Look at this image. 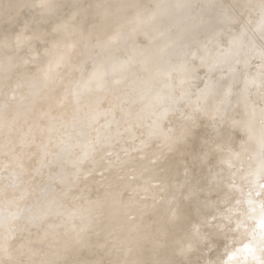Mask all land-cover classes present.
Returning a JSON list of instances; mask_svg holds the SVG:
<instances>
[{
	"label": "bare ground",
	"instance_id": "6f19581e",
	"mask_svg": "<svg viewBox=\"0 0 264 264\" xmlns=\"http://www.w3.org/2000/svg\"><path fill=\"white\" fill-rule=\"evenodd\" d=\"M0 1H4V5L0 2V8L7 5L5 3L8 0L7 2H5L6 0ZM21 1L24 4L12 0L14 6L15 2L17 3L18 8L20 4V6L23 4L24 7L21 8V12H26L27 14L26 8L29 9L27 5L28 3L30 4V1ZM101 1L103 4H108L107 10L104 11V7L100 8ZM138 1L140 0H121L120 2L118 0H86L87 6L81 12L80 22H75V24L77 23L75 26L74 24H70V26H74L72 33L71 28L70 32L68 31L71 33L70 42L66 41L64 37L65 41L62 40L64 43H71L72 49L69 56L72 63L66 66L64 73L52 74L49 71H41L42 73H40L38 72L39 70L29 73L27 72L28 69L23 68L26 65L29 66V63L23 64V67L16 68L11 75L9 72L13 71L15 66L9 68V71L5 69L9 74H4L3 76L7 77L8 75V77H4L5 79L0 81V91L2 93L0 95L1 214L10 223H13L16 218L21 219L25 224L32 227H40L43 222H46L45 225L48 226L54 223L51 228L61 225L64 232H60L59 235L53 234L56 236L54 239H71V244L82 246L89 236V227L93 223L76 222L70 217L58 215L62 210L68 208L66 206L69 204L70 196L81 197L83 205L92 204V199L87 198V187L90 182L82 174L85 171L89 172V170L100 168L101 171L104 170L106 173V178L102 181L103 185H101L102 189L100 192V198H106V204L112 205L114 202L111 199L119 197L120 194L118 193L120 191L132 188V197L126 199V203L123 206L124 209L128 212L133 208L142 207L141 209H137L136 222L125 224L124 231L129 235L128 239L131 247H138L139 251H136L134 247L135 254L132 251L133 249L127 251L130 253L129 264H160L157 259L159 255L156 256L154 254L164 253L162 250L168 244L173 245L172 247L174 248L172 249L179 248V252L182 251L183 256L193 248H197L198 244L203 240L200 234L206 231L209 228L208 225H210V221H208L206 216L207 213L215 214L216 218L213 222L217 229L231 223L234 226L232 227L233 232L243 234L247 231L248 238L243 243L237 242L231 252L233 254L237 253V256L232 260L240 259L241 261H246L254 249L250 242L253 240V232L248 230V223H245V221H250L251 223V220L255 218L256 210L264 206V200L259 199L264 189V181L260 179L261 170L264 169V159H261L262 154H264V125L259 120L260 118L264 119V41L257 43L258 39L255 37L258 32L264 34V25L258 23L252 30L243 25L237 29H230V35L226 37L227 43L224 47L227 59L220 62H217L215 59L210 60L209 54L205 51L203 55L195 57L196 63L192 64L186 62L182 56L177 57L172 49L170 36L173 35V30L191 15L190 6L202 2V0H148L146 4L150 5L149 3H151V7L149 6L151 10L148 11L147 16H141L138 13L139 9L143 8L144 4H141L142 1L144 3L145 0H141V5ZM12 2L10 0L8 4H12ZM123 3L130 4L134 8L136 7L134 11H132L133 9L131 10L132 13L127 16L125 22H122V16L125 11L123 8L128 7V5H124ZM147 5H144V7L148 8ZM5 7L9 8L11 5ZM5 7L4 9L7 10ZM131 7L129 6V9ZM14 8H9L11 12L8 11L11 14L16 11L20 12V9L18 11V8ZM2 11L1 13H3ZM128 11H125V13ZM144 11L143 13L146 14L147 11ZM9 12L8 14H10ZM101 12L106 17H104L105 19L101 18L104 21L96 22L95 20L94 22L92 14L100 15ZM20 13H17V16ZM8 14L1 17L2 21H0L6 23L10 18V22H8L12 26L13 23H16L14 20L12 21L16 16L9 17ZM26 14L25 16L28 15ZM1 15L3 16V14ZM6 17L9 18L7 19ZM23 17V23L27 24L28 19L25 17V20L27 19L25 23ZM30 18L29 20H31ZM226 19L232 22V18L227 15V11ZM32 21L33 18L30 21L31 27L30 25L27 26L29 22L25 26L22 23L24 28L27 26L28 29L31 28L33 31L35 21ZM7 23L0 25L1 27L7 26ZM66 27L67 29L69 28L68 26ZM125 27L132 28L133 32L144 31L149 38L148 43H144L145 45H143L141 42L140 45V43L134 42L135 44H133L130 38L122 35L118 43L111 44L115 40L109 41V36H114L116 31L128 32L127 29L129 28L125 29ZM26 30L24 31L26 32ZM59 30H62V28L60 27ZM19 32H22V30ZM137 32H135V35L139 34ZM35 33L33 32L35 36L34 41L38 39L36 37L40 36H38L39 32L36 33L37 35ZM24 34L27 36L26 33ZM57 34H60V39H62V33ZM30 35L28 36L33 38V35ZM58 35L54 39L59 37ZM11 36L14 37L13 35ZM93 36H95V42L92 41ZM29 37L28 39L27 37L26 39L23 38L30 43L32 41H30L31 38ZM15 38L16 40L14 41L18 43L19 39L17 40L16 36ZM41 38H43V35ZM57 39L60 40L59 38ZM6 40H2L1 46H5L3 41L5 42ZM8 40L9 42L11 41L10 38ZM25 40L23 41L22 39L20 42H26ZM38 40L37 42L41 39ZM51 41L52 43L55 42L53 39ZM16 42L13 43L12 41L11 43L17 44ZM21 43L18 44L20 47ZM32 43L30 44L32 45ZM26 44L24 43L23 46L31 47L30 44V46ZM46 45L49 47L48 42ZM46 45L43 49L46 48ZM23 46L21 47L22 51H24ZM57 46H59V42ZM66 46L61 51L58 49L60 52L57 50L59 53L55 56L48 54L50 57L46 60L54 61L65 57L69 52H67ZM5 48L8 49V46ZM5 48L4 52L2 51L3 49H0L3 52L0 51V54L9 53L10 51L12 53L18 47L9 49V51ZM28 48L26 47V49ZM95 48L99 52L93 55L92 52ZM30 49L34 50V48ZM47 49L42 51L45 52ZM53 50L50 52L56 51ZM16 51L19 53V50ZM16 51L15 54L18 57ZM34 51L30 52L33 53ZM20 53H23V56L26 54L21 52V50ZM128 53L129 57L127 60L120 62L119 60L124 59ZM8 55L6 56L9 59ZM22 55L20 57L19 54V57L22 59L27 57H22ZM42 55L39 58H43V62L44 56ZM6 56L4 55V57ZM37 57L35 59L33 56L35 62H37ZM10 58H13L15 65L17 60L15 61L14 57ZM4 59L1 62H7V59ZM18 61L20 62L21 59ZM26 61L25 58V61L22 62ZM63 61H65L64 58ZM255 61L258 65H255ZM19 62L16 64H19ZM38 63L39 61L36 64L38 65ZM4 64L0 65L3 69L5 67ZM8 64L7 68L10 67ZM56 64L54 65L56 66ZM59 65L60 62L58 63ZM98 65H106L114 71L116 69L123 71L125 73L118 74L121 77L125 76V78L118 85L109 84L103 91H91L89 94L84 93L83 89L81 90V86L88 80L93 68ZM55 66L52 64L54 69ZM137 66L142 70L143 77L136 72L129 73L132 72L133 67L135 70ZM105 67H99V69H96L92 73L90 82L92 85L95 86L106 82L104 78L106 77V69L108 67ZM39 68L42 69L41 67ZM2 73H5V71ZM17 77L22 80V86H20L22 87L21 90L25 92L23 94L26 102H23L20 100V94L14 91L17 95L19 94L17 97L19 102H23L22 104L20 102L21 107L17 106L18 100L16 102L17 105L7 104L6 100H4L7 98L5 96L7 93L2 92V90H7L6 92H8L11 85L13 86L12 82L14 81L13 83H15L13 79ZM198 78L199 85L196 86L195 82ZM217 80L224 83L223 95L232 117L230 124L232 127L238 128L244 138L239 141L235 149L228 148L227 157L222 163L216 165L217 167L214 170L213 167L208 168L207 166L201 168L198 163H195L196 160L206 162L207 154L201 155L200 152L193 151V141L195 140V136H192L193 132L188 138L176 137L173 135V127L182 118V113L177 107L178 102L184 99L182 93L186 91L189 94H207L216 84ZM17 83L19 84L20 82ZM83 86L84 88L87 87V85ZM194 86H196L195 89L193 88ZM14 87L16 86L14 85ZM132 88L137 93L133 96L132 100L125 101L123 95ZM14 89L18 90V88ZM14 89L12 88V91ZM10 94L12 93L10 92ZM22 97L21 99L24 98ZM192 98L195 100V95ZM10 99L13 102L12 97ZM255 100L261 101L263 103L262 106L255 105ZM106 102H112L108 109L103 107ZM168 102L174 104L172 109L170 108V111H166L164 108L159 113V108ZM23 105L24 107H22ZM116 142L120 143L121 146L116 147L114 145ZM196 149H199V145H196ZM109 152L115 155L116 160H110L105 163V155ZM166 152L169 154H173V152L179 154L181 158L183 157V160L188 159L185 162L189 164L180 167L178 164L174 165L173 162L168 161L159 176L163 183L164 196L162 201L157 204L153 200L155 193L150 190L148 180L151 178L150 175L152 173L155 174L154 171L157 166H160ZM31 157H34L32 160L34 163L32 164L29 162L32 159ZM153 157L156 159L155 163L151 162V158ZM172 165L175 168L169 170ZM118 168L122 169V176L121 174L117 175ZM127 172L133 173V180L130 182L124 181L123 174ZM118 176L120 177L117 180ZM112 181L115 183L111 186ZM94 186V188L97 187V185ZM142 192H145L146 200L138 203L137 195ZM239 192L251 195L242 198ZM219 199L226 203L222 206L233 207L231 213V216L234 217L233 220L231 218L228 219V212L222 210L225 207L221 206L222 208H220L217 205ZM240 199L243 200L242 206L239 203ZM102 204H105V202ZM98 211H96L97 214ZM99 216L101 217V214ZM84 217L82 216L81 219ZM4 222L7 223V221ZM234 222L236 223L233 224ZM256 223L257 228H259L258 219ZM244 227L246 229L241 231ZM102 228L104 229V227ZM216 228L212 227L208 230L209 232H206L208 233L207 237L215 233L217 231ZM0 232L9 234L5 231ZM94 233L97 234L96 230ZM6 234L3 235L5 236ZM38 235L41 236L39 231L37 233V237L39 238ZM29 236L32 237L33 235ZM37 237L35 238L37 239ZM108 237L110 238V236ZM99 238H103L102 242H104L105 237ZM114 238L111 239L114 240ZM23 239L21 238V241ZM239 239L240 237L238 236L237 240ZM42 240L40 239V243ZM94 240L97 241L98 238L94 239L93 237ZM87 241L89 243L90 240L88 239ZM229 241H232L231 237ZM3 242L4 239L0 237V247ZM6 244L8 245L9 243L5 241ZM144 250L146 252L142 253ZM148 250L151 251V254L147 253ZM237 251L240 252L238 253ZM81 254L83 253L81 252ZM81 258L75 257L72 264H86L87 260ZM26 259L25 261H27ZM189 264H196V258L195 260L191 259Z\"/></svg>",
	"mask_w": 264,
	"mask_h": 264
},
{
	"label": "rangeland",
	"instance_id": "374dc122",
	"mask_svg": "<svg viewBox=\"0 0 264 264\" xmlns=\"http://www.w3.org/2000/svg\"><path fill=\"white\" fill-rule=\"evenodd\" d=\"M10 0H8V2H9ZM13 1H16L17 2V0H13ZM27 1V0H26ZM26 1H24V2H26ZM28 1H30L31 2V0H28ZM119 2L121 1V0H118ZM0 2H2V1H0ZM4 2V1H3ZM3 2L1 3V4H3ZM5 2H7V0L5 1ZM8 2L7 3H5V4H7V5H5V6H7V7H9L10 5H11V7H9L10 9L11 8H18V6L16 5L18 2H22L21 0H19L17 3L15 2V6L13 5L14 4V2H12V0H11V2H12V4H8ZM139 2V4H140V2H141V0L140 1H138ZM137 2V3H138ZM23 3V2H22ZM122 3V2H121ZM146 3H148V0L146 1L145 0V2L143 3V1H142V3L141 4H144V5H147ZM1 4H0V7H1ZM24 4V3H23ZM23 4H22V6H20L19 4V8L17 9L18 11H19V9H20V12H21V8L22 7H24L23 6ZM124 5H128L127 3H123ZM140 4V5H141ZM150 5H151V3H149ZM4 5V4H3ZM9 5V6H8ZM13 5V6H12ZM28 5H29V3H28ZM27 5V6H28ZM124 5H123V7H124ZM140 5H139V7H140ZM144 5H143V8H141V9H139V11H138V13L139 14H141V16H147V14L149 13L148 11H150L151 9L149 8V6L150 5H147L148 6V8L146 7H144ZM4 6V7H5ZM25 6H26V4H25ZM101 7L100 8H102V7H104L105 9H104V11L105 10H107V6H108V4H103V2L101 1V5H100ZM129 6L131 7V5L129 4L128 5V7H125V8H123V9H125V11H127V10H129L128 12H126L125 13V11H124V15L122 16L123 18H122V22H125L126 21V18H127V16L128 15H130L131 13H132V11H134L135 10V8H134V6L133 7H131V9H129ZM4 7H2V8H0V10L2 11V9H4ZM151 7V6H150ZM153 7V6H152ZM6 8V7H5ZM9 8H6L7 10H5L4 9V11H2L3 13H1V11H0V13L1 14H3V16L0 14V20H1V17H4V16H6L7 14H8V12L10 11L11 12V10H9ZM14 8V9H15ZM26 8V7H25ZM28 8H26V11H27V14H26V12H17V13H20V17L19 16H17V13L14 11V10H12L13 12H15L16 13V15H15V13H10V14H8L9 15V17L10 16H16L14 19H12V21L14 20V22H16L15 24L13 23V25L12 26H10L9 25V22H10V18L8 19L7 17V21H6V23H7V26H2L1 27V25H0V29H1V32H0V34L1 33H3V34H1V35H3L4 37H5V35H6V37H5V39H4V37L3 36H1L0 35V38L2 39V40H6L5 42L3 41V43L5 44V46L3 45V46H1V44H0V49H3L2 51L4 52V48L5 47H7L8 46V49L7 48H5V49H7V51H9V49L11 50L12 48L14 49L15 47H18V48H15L14 49V51H12V53H8V52H5L4 54H0V65L2 64H8V63H10V64H8V66H10V67H8L7 68V64L5 65L4 64V66L6 67H4V69L1 67L0 68V70H1V72H0V76H2V77H0L1 78V80L0 81H2V80H4L5 78L4 77H6V76H3L4 74H9L10 73V75L15 71V69L16 68H19V67H23V64L24 65H26V64H28L29 63V66L28 65H26L25 67H23V68H26V69H28L27 70V72H33V71H38V72H40V73H42L41 71H49L50 73H52V74H62V73H64L65 72V69H66V66H68L69 64H71L72 63V60H71V57H69L70 55H71V51H72V49H71V43H69L70 41H69V39H71V33H72V28L75 26V25H77V23L75 24V23H70V24H74V26H70V24L68 25V24H65V25H62V26H60L61 28H62V30H57L58 32L57 33H62V39H60L61 37V35L59 36L58 34V36L59 37H57V38H59L60 40H61V42H60V40H58L57 38L56 39H53V41L55 40V42H53L52 43V39L50 40V41H48V46L49 47H47V45H46V48L45 49H47L45 52L44 51H42V50H45V49H43L44 48V46L45 45H43V46H41V47H39V48H37V40L40 38L41 40H43V38H41V36L43 35V33H42V35H41V32H39L38 33V36L39 37H36V38H38V39H36V41H34L35 40V36H34V34H33V32L35 33L36 31H34V29H36L37 27L36 26H38L37 24H36V22H34V20L32 21V22H34L35 24H34V27H33V24H32V27L34 28L33 29V31L31 30V28H29L28 29V27L27 26H29L30 24H31V20H32V18H30V17H32L31 16V14H30V10H29V12H28V10H27ZM133 9V10H132ZM142 9H144V10H142ZM146 9H148V10H146ZM9 10V11H8ZM132 10V11H131ZM142 10V11H141ZM6 11V12H5ZM8 11V12H7ZM24 11H25V9H24ZM143 11L144 12H146V14L145 13H143ZM5 12V13H4ZM23 13H25L31 20H29V18L27 17V16H25V14H23ZM142 13H143V15H142ZM22 14H23V16H22ZM93 15V17H94V22H95V20H96V22H103L104 21V19L106 18L105 17V15H104V13L103 12H101V14L100 15H102V16H100L99 14H92ZM24 18V22L25 21H27V19H28V22H29V24H28V22H27V24H24L23 23V19H22V17ZM25 17L27 18L26 20H25ZM105 17V18H104ZM19 18H21V19H19ZM101 18H104V19H102L101 20ZM17 21H16V20ZM99 19V20H98ZM3 20H5V18H3ZM2 21V20H1ZM0 21V22H1ZM12 21H11V24H12ZM4 22V21H3ZM3 22H1L0 24H3ZM77 22H80V19H79V21H77ZM5 22H4V24H6ZM24 24V26L25 25H27L25 28H24V26H23V24ZM26 23V22H25ZM3 24V25H4ZM23 27H22V26ZM66 26H68L69 28V30L67 29V27ZM23 29H22V28ZM30 27H31V25H30ZM70 28H71V33H69L70 32ZM127 28H129V27H125V29H127ZM25 29H27L26 30V32L24 31ZM22 30V32H19V31H21ZM30 30V31H29ZM66 30V31H65ZM32 31V32H31ZM60 31H62V32H60ZM63 31H64V33H63ZM69 31V32H68ZM127 31L128 32H119V31H116V33H115V35L113 36V35H110L109 36V38L111 39H109V41H114V43L112 42L111 44H116V43H118L120 40H121V38H122V35H124L125 37H127V38H130L132 41H133V44H135L134 42H136V43H140V45H141V42H142V44L143 45H145V44H147L148 42L147 41H149V38H148V36L144 33V31H139V32H137V31H135V32H137V33H139V34H136L135 35V32H133V29L132 28H129V29H127ZM130 31V32H129ZM20 33V35H19V33ZM28 33V32H30V33H32V35H30V33L29 34H27V36H25V34L24 33ZM66 32V33H65ZM143 34H142V33ZM24 35H23V34ZM37 33V32H36ZM35 33V34H36ZM68 33V34H67ZM14 34H16V35H14ZM19 36H18V35ZM21 34H22V36L26 39V37H27V39H28V35H30V36H32L33 38H31V37H29V38H31V40L30 41H32V42H30V43H32V45L29 43V41L27 40H25L22 36H21ZM63 34H65V36H63ZM121 34V35H120ZM140 34H142V35H140ZM11 35H13L14 37H12ZM37 35V34H36ZM56 35V36H57ZM140 37H138V36ZM8 36H9V38L11 39V41L9 42V38H8ZM11 36V37H10ZM15 36L17 37V40H18V43L16 42V41H14V40H16V38H15ZM21 36V38H19ZM136 38H135V37ZM142 36V37H141ZM65 38V40L66 41H69V42H65L64 43V38ZM94 37L95 36H93V39H92V41L93 42H95L96 40L94 39ZM114 37V38H113ZM255 37H257L256 39H258L256 42L258 43V42H262V41H264L263 39H264V34H262V33H256V35H255ZM13 38V39H12ZM15 38V39H14ZM117 38V39H116ZM0 39V40H1ZM22 39H23V41L25 40L26 42H20V41H22ZM34 39V40H33ZM39 39V40H40ZM136 39V40H135ZM2 40L0 41V43L2 42ZM38 40V41H39ZM40 40V41H41ZM56 40H57V43H56ZM62 40H64L63 42H62ZM7 41H8V43H7ZM13 41V43H17V44H13V43H11ZM39 41V42H40ZM21 43V47L23 46V44L25 43H27L26 45H31V47H29L28 48V46H23L24 47V51H22V48L20 47V45H18V44H20ZM58 42H59V46H57V44H58ZM29 43V44H28ZM50 43H51V45L52 44H54V45H50ZM69 43V44H68ZM145 43V44H144ZM6 44H8V45H6ZM11 44H13V45H11ZM60 44H63V45H60ZM66 44H68L67 46H66ZM29 45V46H30ZM10 46H12V47H10ZM58 48H57V47ZM65 46H66V50H67V54H68V56H67V54H66V56L65 57H63L64 59H65V61H63V58H59V59H56L57 60V62H56V60H46L47 58H49L50 57V55H52V56H55V55H57L61 50H63V48L65 49ZM4 47V48H3ZM19 47H20V49H19ZM26 47L28 48V49H30V48H34V50L32 49H30L29 51H28V49H26ZM54 47V48H53ZM56 47V48H55ZM49 48H50V50H49ZM54 50H56V51H54ZM27 51H26V50ZM60 51H59V50ZM16 50H19V53H18V51H16ZM20 50H21V52H24V56H27V57H24L21 53H20ZM54 51V52H50V51ZM59 52H58V51ZM6 51V50H5ZM15 51H16V53H17V55H18V57L16 56V54H15ZM30 51H34L33 53L32 52H30ZM30 52V53H29ZM99 52V50L97 49V48H95V49H93V52H92V54L93 55H96L97 53ZM36 53L38 54L37 56H36ZM43 53H45L44 55H42ZM7 54H9L8 56H9V59H8V57L6 56ZM19 54H20V57H21V55H22V57H24V59H22V58H20L19 57ZM29 54H30V56H29ZM33 54H35V55H33L34 56V58L36 59V57H37V62L39 61V63L41 62V64H39L38 63V65L36 64L37 62H35L34 60V58H33V56L32 55ZM42 56H44V63L42 62V59L43 58H39V57H41V55ZM48 54H50V55H48ZM4 55L6 56V57H4ZM47 57H46V56ZM1 56H2V59H4V60H6L7 59V62H1L2 61V59H1ZM16 56V57H15ZM32 56V57H31ZM36 56V57H35ZM52 56H51V58H52ZM10 57H14V60L16 61L17 60V62H15V65H14V61H13V58H10ZM30 57V58H29ZM46 57V58H45ZM129 57V53H128V55L127 56H125V58L124 59H122V60H119L120 62H125L126 60H127V58ZM172 57H174V56H172ZM16 58H18V59H16ZM25 58H26V60L28 61H26V62H22V61H25ZM10 59H12L11 61H9ZM21 59V61L19 62L18 60H20ZM34 59V60H33ZM39 59V60H38ZM12 61H13V63H12ZM32 61V62H31ZM19 62V64H16V63H18ZM33 62H35V64H33ZM53 62V63H52ZM57 64H56V63ZM60 62V65L58 66V63ZM62 62V63H61ZM254 62V61H253ZM26 63V64H25ZM42 63H43V66H42ZM13 64V65H12ZM20 64H22V65H20ZM50 64V65H49ZM52 64H53V66H55L54 64H56V66H55V69H54V67H52ZM17 65V66H16ZM32 65H33V67H32ZM64 65V66H63ZM255 65H258L257 63H256V61H255ZM15 66V68H13ZM36 66V67H35ZM58 66V67H57ZM106 65H98V66H96L95 68H93V70H92V72H91V74H90V77L88 78V80L83 84V85H87V87H89L88 89H86V88H84V86L82 85L81 86V90L83 89V92L84 93H87V94H89V93H91V91H103L109 84H113V85H118V84H120V82L121 81H123V79L125 78V76H123V77H121V76H119V74L118 73H125V72H123V71H120V70H118V69H116V71H114L111 67H108V66H106ZM13 68V71L11 72H9V73H7V71H9V68ZM39 67H41L42 69H40ZM49 67V68H48ZM99 67L101 68V67H105V68H107L106 70H107V73H106V79L104 78V81H106V82H102L101 84H99V85H92L90 82H91V75H92V73L96 70V69H99ZM51 68H52V70H51ZM3 69V70H2ZM5 69H7V71L5 70ZM55 70V71H54ZM109 70V71H108ZM3 71H5V73H2ZM52 71V72H51ZM53 71H54V73H53ZM132 72H129V73H133V72H136V73H138L139 75H141L142 77L144 76V74H143V72H142V70H140V67L139 66H137V67H135V70H134V67H133V69L131 70ZM113 74H112V73ZM108 74H110L109 76H108ZM15 76V75H14ZM7 77H8V75H7ZM6 77V78H7ZM3 78V79H2ZM20 78L19 77H17L16 79L14 78L13 80H15V83L17 84H15V83H13L12 82V84H13V86L11 85V87H10V89L8 90V92H6L5 90H2V92L4 91L5 92V94H3V95H5L7 98H5L4 100H6V103L7 104H10V105H17V100H18V105L17 106H19V107H21V105H20V102H21V104L23 103V102H26L25 101V96H24V94L23 93H25L24 91H22L21 90V86H22V80L20 81L19 80ZM16 80H19V81H16ZM113 81H117V82H113ZM17 82H20L19 84L17 83ZM87 83V84H86ZM88 84H90V85H88ZM195 84H196V86H198L199 85V78H198V80L195 82ZM14 85L16 86V87H14ZM21 85V86H20ZM1 86V85H0ZM98 86V88L96 89V87ZM102 86V87H101ZM196 86H194L193 88L195 89V87ZM90 87H92V88H90ZM12 88L14 89V88H18V90H16V89H14L13 91H12ZM0 89H1V87H0ZM86 90H88V91H86ZM120 90V89H119ZM119 90H118V92H119ZM14 91H16V92H18L19 94H20V100H22V101H20L19 102V99L17 98L18 97V95H17V93H15ZM3 92V93H4ZM10 92L13 94H10ZM92 92V93H93ZM0 93H1V91H0ZM137 92H135L134 91V88H132V89H129L124 95H123V97H124V100L125 101H130V100H132V98H133V96L136 94ZM185 93H188V92H186V91H184L183 93H182V96H184V94ZM21 94H23V95H21ZM0 95H2V93L0 94ZM9 95H12V96H9ZM4 96V97H5ZM21 96H23L22 98L24 99H21ZM3 97V98H4ZM12 97V99H13V102H15V103H13L12 102V100L10 99ZM15 98V99H14ZM17 98V99H16ZM0 99H1V96H0ZM7 99H9V100H7ZM259 100H255L254 101V104L255 105H257V106H262V102L261 101H259ZM112 103V102H111ZM111 103H109V102H106V103H104V105H103V107L105 108V109H108V107L109 106H111ZM25 104V103H24ZM173 103L171 102H168V103H165V104H163L160 108H159V113L165 108L166 109V111H170V108L172 109V107H173ZM22 107H24V105L22 106ZM260 120V123L261 124H263L264 125V119L263 118H260L259 119ZM263 120V121H262ZM192 136H195V132H193V135ZM116 147L117 146H121V144L120 143H118V142H116L115 144H114ZM188 148V147H187ZM186 149V148H185ZM184 149V150H185ZM184 150H182V151H184ZM174 152H176V151H174ZM173 152V154L171 153V154H169V153H167L166 152V155H164V158H163V160L161 161V164H160V166H157V168L155 169V171H154V173L155 174H151L150 175V179L148 180V184H149V188H150V190L151 191H153L154 193H155V196H154V198H153V200H154V202L155 203H160L161 201H162V198H163V183H162V180H161V177H159L160 176V174L163 172V170H164V166H166V164L168 163V161H170V162H173L174 163V165L175 164H178L180 167L181 166H186V165H188L185 161L186 160H188V159H186V160H183L180 156H179V154H177V153H174ZM196 152H199V149H196ZM116 154V153H115ZM115 155L114 154H112V152H109V153H107L106 155H105V157H106V159H104V162L105 163H107V162H109L110 160H116V157H114ZM32 159H31V161H29V162H31L30 164H32V163H34V162H32V160L34 159V157H31ZM95 158V157H94ZM153 160V161H152ZM155 158L153 157V158H151V162L152 163H155ZM35 161V160H34ZM165 161V162H164ZM215 167H217L216 165L215 166H213V169L215 170ZM173 168H175L173 165L171 166V169H169V170H172ZM122 169H119L118 168V170H117V175H120L121 173H122V171H121ZM185 171V170H184ZM186 172V171H185ZM83 176H84V178H86V180H88L90 183H89V185H88V189H87V198H89V199H92V204H89V205H83L82 204V198L81 197H77V196H70L71 198L69 199V204L66 206V207H68V208H66V209H64V210H62L61 211V213L58 215V216H65V217H70L72 220H74V221H76V222H88V223H93V224H91V226L89 227V231H88V234H89V236L86 238V242L82 245V246H80V245H77V246H79L78 248H77V246H75L74 244H71L70 243V241H71V239H62V238H60V239H57V240H55L54 238H56V236H54V235H59V233L61 232H64V230H63V226H61V225H59V226H55V227H53V228H51L53 225H54V223L53 224H51V225H45L46 224V222H43V223H41V226L40 227H32V226H30V225H27V224H25L21 219L19 220V219H14L15 221L13 222V223H10L8 220H6L5 218H4V215L3 214H1L2 213V209L0 208V224H3L4 225V227L3 228H0V229H2V230H0V231H5V232H7V233H9V234H6V233H4V232H0V234H2V235H0V237H1V239H4V242L2 243V246L0 247V259H1V263L0 264H72V262H74V258L75 257H83V258H85V260H87L86 261V264H129V255H130V253L129 252H127L129 249L130 250H132L133 249V247H134V249L136 250V251H138V247H135V246H133V247H131V243H129V235L128 234H126L125 233V224L126 223H133V222H136V219H137V209H141L142 207H138L137 209L136 208H133V209H131L130 211H128V212H126L127 210H125L124 209V205H125V203H126V199H128V198H131L132 197V188H129V189H126V190H122V191H120L118 194H120V196L119 197H114V198H112L111 199V201L112 202H114L112 205H108V204H106V198H100V192H101V189H102V186L101 185H103L102 183V181H103V179H105L106 178V173H105V171L104 170H100V168H98V169H96V170H89V172L88 171H85L83 174H82ZM124 175V181H128V182H130V181H132L133 180V173L132 172H127V173H125V174H123ZM121 176H122V174H121ZM120 176H118L117 177V180H118V178H119ZM129 177V178H128ZM91 179V180H90ZM112 184H111V186L115 183L114 181H112L111 182ZM94 185H97V187L96 188H94L95 186ZM111 186H109V187H111ZM236 190H237V188H235ZM158 190V191H157ZM264 192V189L262 190V192L261 193H263ZM240 193V192H239ZM258 194V193H257ZM251 194H241L240 193V196L242 197V198H246V197H248V196H250ZM137 199H138V203H140V202H144L145 200H146V196H145V192H142V193H139L138 195H137ZM118 200V201H117ZM103 202H105V204H102ZM137 202V201H136ZM239 203H240V206H242L243 205V200L242 199H240L239 200ZM224 204H226V203H224V201H221L220 199H219V201H218V206H220V208H222V207H225V206H222V205H224ZM259 204H260V202H259ZM144 205H147V204H144ZM116 206V207H115ZM222 206V207H221ZM119 207V208H118ZM102 209V210H101ZM119 209V210H118ZM99 210V211H98ZM222 210H224V212H228V214H227V218L228 219H230L231 218V220H233L234 219V217H232L231 216V213H232V211H233V207H231V206H228V207H225L224 209H222ZM96 211H98V214L96 213ZM88 212V213H87ZM95 213V215H93ZM79 214V215H78ZM83 214V215H82ZM88 214V215H87ZM91 214V215H90ZM101 214V217L99 216ZM104 214V215H103ZM136 214V215H135ZM81 215V216H80ZM86 215V216H85ZM118 215V216H117ZM123 215V216H122ZM57 216V217H58ZM80 216V217H79ZM84 217V218H82L81 219V217ZM93 216H96V217H93ZM106 216V217H105ZM206 216H207V218H208V221H210V225H208V227L209 228H207V230L206 231H204V232H202L201 234H200V236H201V238L203 239L202 241H201V243L203 242V241H205V240H208L209 239V237L210 236H208L207 237V234L208 233H206V232H209L208 230H210L212 227H215L216 228V225H215V223L213 222V221H215V218H216V216H215V214H210V213H207L206 214ZM104 219H103V218ZM117 217H119V218H117ZM210 217V218H209ZM106 218V219H105ZM101 219H103V220H101ZM19 220V221H18ZM53 220H56V219H53ZM52 220V221H53ZM81 220V221H80ZM97 220V221H96ZM100 220V221H99ZM4 221H7V223H5ZM47 221H49V220H47ZM95 221V222H94ZM252 221V220H251ZM2 222V223H1ZM20 222V223H19ZM24 224H23V223ZM237 222V221H236ZM236 222H234L233 224H235ZM103 223V224H102ZM106 223V224H105ZM214 223V224H213ZM245 223H250V221H245ZM8 224H9V226H8ZM22 224V225H21ZM45 225V226H44ZM95 225V226H94ZM101 225V226H100ZM99 226H100V228H99ZM8 227V228H7ZM13 227V228H12ZM97 227V228H96ZM102 227H104V229L102 228ZM232 227H234L233 225H232ZM7 228V229H6ZM10 228H12V229H10ZM26 228H27V230H26ZM106 228H109L110 229V231H109V229H106ZM6 229V230H5ZM14 229V230H13ZM101 229V230H100ZM217 229V228H216ZM233 229V228H232ZM246 228L244 227L241 231H243V230H245ZM60 230V231H59ZM96 230V232H97V234L96 233H94V231ZM97 230H99V231H97ZM106 230V231H105ZM217 230H219L220 232H223V230H224V227L223 226H221V227H219ZM21 231V232H20ZM38 231H39V234H41V236H42V238H44V240H42V238H40L41 236L40 235H38L39 236V238L42 240L41 241V243H40V239L37 237V233H38ZM93 231V232H92ZM42 232V233H41ZM102 232V233H101ZM106 232V233H105ZM109 232V233H108ZM16 233V234H15ZM22 233V234H21ZM3 234H6L5 236L3 235ZM14 234V235H13ZM24 235V236H26L25 237V239H23L24 238V236L22 237H19L20 235ZM54 234V235H53ZM99 234H102V235H99ZM104 234V235H103ZM105 234H107L106 236L108 237V236H110V238L108 237H106L105 236ZM115 235V238H114V235ZM29 235H33L32 237H30ZM52 235H53V237H52ZM112 235V236H111ZM116 235H117V237H116ZM124 237H123V236ZM13 236V237H12ZM259 236V228H257V232L254 234L253 233V239L254 238H256V237H258ZM3 237V238H2ZM28 237H30V239H28ZM35 237H37V239L35 238ZM92 237V238H91ZM93 237H94V239L95 238H98V240L96 241V240H94L93 241ZM99 237H105V240H104V242H102L103 241V238H99ZM21 238L24 240V242H23V240L21 241ZM91 238V239H90ZM111 238H114V240L113 239H111ZM8 239H10V240H8ZM90 240L89 241V243H88V241L87 240ZM100 239V240H99ZM229 239H230V237H228V243L231 245L232 244V242L233 241H229ZM8 240V241H7ZM28 242H27V241ZM39 240V241H38ZM109 240H110V243H109ZM252 240V239H251ZM5 241L7 242V243H9L8 245L6 244L5 245ZM38 241V242H37ZM50 241V242H49ZM95 241H96V243H99V244H96L95 243ZM16 242H17V244H16ZM51 242H53V243H51ZM95 244H94V243ZM107 242V243H106ZM20 243H21V245H20ZM51 243V244H50ZM63 243V244H62ZM90 243H92V244H90ZM104 243V244H103ZM3 244H4V247H3ZM62 244V245H61ZM94 244V245H93ZM15 246V247H14ZM24 246V250L22 249V247ZM85 246V247H84ZM173 245H169L168 244V246H165V248L162 250L164 253H158V254H154V255H156V256H158L159 255V258H157L158 260H159V262H160V264H174V262L175 261H179V262H181V264H189L190 263V260L192 259H194L195 260V258H196V260H197V258L199 257V255H198V253H199V247H195V248H193L191 251H189V252H187L186 254H184V256L182 255V251H180L179 252V248L177 249H172V248H174V247H172ZM7 247V248H6ZM13 247H14V249H13ZM19 247H21V248H19ZM29 247V248H28ZM75 247H76V249H75ZM87 247V248H86ZM10 248V249H9ZM18 248V249H17ZM74 248V249H73ZM81 248H82V250H81ZM27 249V250H26ZM134 249L132 250L133 251V253H134ZM70 250V251H69ZM122 250H124V251H122ZM2 251V252H1ZM9 251H10V255H9ZM68 252V253H67ZM81 252L83 253V254H81ZM103 252V253H102ZM139 252V251H138ZM146 252V250H144V252H142V253H145ZM238 253L240 252V251H237ZM24 253H26V254H24ZM49 253H50V255H49ZM85 253V254H84ZM141 253V252H140ZM147 253L148 254H151V251L150 250H148L147 251ZM14 254V255H13ZM87 254V255H86ZM135 254V253H134ZM27 255H28V257H27ZM32 257H31V256ZM13 256V257H12ZM26 256V257H25ZM235 256H237V253H231V254H229V259H234L235 258ZM74 257V258H73ZM103 257V258H102ZM195 257V258H194ZM4 258V259H3ZM6 258V259H5ZM10 260H9V259ZM24 258V259H23ZM27 258V259H26ZM83 258H81V259H83ZM20 259V260H19ZM25 259L27 260V261H25ZM20 261V263H18ZM22 261V262H21ZM108 261V262H107Z\"/></svg>",
	"mask_w": 264,
	"mask_h": 264
},
{
	"label": "clouds",
	"instance_id": "9594fccd",
	"mask_svg": "<svg viewBox=\"0 0 264 264\" xmlns=\"http://www.w3.org/2000/svg\"><path fill=\"white\" fill-rule=\"evenodd\" d=\"M86 6V0H31L28 7L38 25L34 31L43 33V40L37 42V48L54 39L60 26L79 21ZM190 8L191 15L173 30L170 40L177 57L182 56L192 64L196 63L195 57L203 55L205 51L210 60L220 62L227 59L224 47L230 29L243 25L252 30L258 23L264 25V0H202ZM226 11L232 22L226 19ZM223 88L224 83L217 80L207 94L185 93L184 99L177 104L182 118L174 125L173 135L188 138L195 132L193 151L199 145L200 154H207L206 162L195 161L201 168L222 163L228 155V148L235 149L244 138L240 130L230 124L232 117ZM261 159H264V154ZM260 179L264 181V169L261 170ZM259 199L264 200V193ZM257 219L259 236L250 241L254 251L246 261L229 259L236 243H243L248 238L247 231L243 234L233 232L229 223L224 226L223 232L217 230L208 240L198 244L200 255L196 264H264V206L256 210L255 218L248 224V230L254 234L257 232ZM3 227L0 224V228ZM228 237L233 241L231 245ZM176 264L181 262L177 261Z\"/></svg>",
	"mask_w": 264,
	"mask_h": 264
}]
</instances>
